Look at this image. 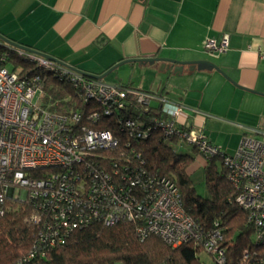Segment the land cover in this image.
Wrapping results in <instances>:
<instances>
[{"label":"built area","instance_id":"built-area-1","mask_svg":"<svg viewBox=\"0 0 264 264\" xmlns=\"http://www.w3.org/2000/svg\"><path fill=\"white\" fill-rule=\"evenodd\" d=\"M205 49L213 55L226 52L229 34L208 38ZM51 77L69 83L72 92L53 99ZM132 106L142 114L152 109L160 114L142 118L131 114ZM169 106L163 92L90 77L64 61L0 38V215L8 200L10 207L26 200L42 203V214L32 215L43 224L37 246L64 242L59 234L71 220L76 226L92 216L106 224L142 218L143 237L156 234L173 246L194 241L216 264H229L219 222L213 228L198 223L173 180L149 172L146 182H138L133 176L145 177L141 173L148 171L137 168L130 175L127 163L124 169L115 163L112 170L96 164L108 156L102 150L118 149L123 142L134 151L132 139L146 138L154 129L175 136L208 157H221L237 190L236 202L255 227L257 240H264V136L257 135L259 130L244 134L236 151L225 153L204 132L180 126L182 107ZM128 182L142 193L146 186L152 191L129 199L124 192ZM241 259L236 264H257L261 258L255 260L245 250Z\"/></svg>","mask_w":264,"mask_h":264},{"label":"crops","instance_id":"crops-1","mask_svg":"<svg viewBox=\"0 0 264 264\" xmlns=\"http://www.w3.org/2000/svg\"><path fill=\"white\" fill-rule=\"evenodd\" d=\"M226 33V52L205 49ZM0 34L94 74L140 56L211 60L221 70L128 62L111 83L165 93L181 125L225 152L264 136V0H0Z\"/></svg>","mask_w":264,"mask_h":264},{"label":"trees","instance_id":"trees-1","mask_svg":"<svg viewBox=\"0 0 264 264\" xmlns=\"http://www.w3.org/2000/svg\"><path fill=\"white\" fill-rule=\"evenodd\" d=\"M49 81L52 85L48 90L53 99L64 97L73 90L69 83L55 77ZM139 109L132 106L130 112L142 118L160 114L153 109L142 114ZM178 142L177 137H168L161 130L154 129L146 138L132 139L134 151L121 142L119 148L125 155H120L119 148L102 150L108 156L99 158L96 164L112 170L115 163L121 169L127 163L130 175L137 168L140 172L148 171L141 173L145 177L133 176L138 182H146L149 172L170 178L179 188L185 209L198 223L205 228H213L214 222H219L229 264L240 262L245 250H249L255 260L262 259L257 264H264V240L253 239V234L256 236L255 227L248 222L246 211L236 202L237 190L229 182L225 168L216 166L219 156L203 154L207 160L205 168L210 190V196L204 197L198 193L188 171L194 154L179 152L174 146ZM194 149L198 151L196 147ZM127 187L129 189L124 192L129 199L137 194L138 198H142L152 191L146 186L142 193L130 182L125 183V189ZM11 203L7 201L6 210L0 215V264H115L118 261L125 264H205L199 257L202 250L194 241L173 246L156 234L143 237L139 230L144 225L142 218H120L106 224L104 219L92 216L76 226H72L71 220L65 232L59 234L64 242L37 246L43 224L34 220L32 215L42 214V203L26 200L14 202V206L10 207ZM1 206L4 204L0 203Z\"/></svg>","mask_w":264,"mask_h":264},{"label":"rangeland","instance_id":"rangeland-1","mask_svg":"<svg viewBox=\"0 0 264 264\" xmlns=\"http://www.w3.org/2000/svg\"><path fill=\"white\" fill-rule=\"evenodd\" d=\"M61 60V59H59ZM62 61V60H61ZM124 66V65H123ZM10 67V66H9ZM120 71L122 72L123 67H119ZM118 74V69L113 70L110 74H108L105 79L109 82H114L117 80L116 75ZM92 77V76H90ZM102 80V79H101ZM104 126H108V124L103 123ZM103 126V125H102ZM103 126V127H104ZM181 142L176 143L174 146L179 150L181 153H193L194 154V160L191 162V164L188 166V171L192 177V180L194 181V185L196 186V189L199 194L203 195L204 197L210 196V190L207 185V174H206V168H205V160L206 157L202 155L200 152H193L192 146L188 145L186 143L180 144ZM216 166L217 168L221 169L223 166L221 157H218L216 159ZM253 239H256L255 234H253ZM200 260L205 264H216L213 257L207 253L206 251H200L199 252ZM115 264H125L122 261H118Z\"/></svg>","mask_w":264,"mask_h":264},{"label":"water","instance_id":"water-1","mask_svg":"<svg viewBox=\"0 0 264 264\" xmlns=\"http://www.w3.org/2000/svg\"><path fill=\"white\" fill-rule=\"evenodd\" d=\"M0 38L4 39L5 41H7L11 44H14V45H17V46H20V47H23V48H26L29 50L37 51L33 48H30V47L24 46L22 44H19L17 42H14L13 40L3 36L2 34H0ZM37 52L41 53L42 55L49 56L51 58H55V57L50 56L48 54H45L43 52H40V51H37ZM55 59L58 60V58H55ZM156 61H162L163 66H167L168 62L173 61L174 63H177V65L175 66V69H180V70L183 69V67L186 63L190 64L191 68H196V67L198 69L217 68V69L221 70L220 67L216 63H214L213 61L208 60V59L191 60V61L186 62V61L174 60V59H170V58H166V57H158L155 55L154 56H140V57H132V58L123 59V60L117 62L116 64H114L112 67H110L108 70H106L102 74H93V73L85 72V71H82L79 69L78 70L87 76H92V77L98 78V79H104L110 72H112L114 69H116L118 66H120L124 63H128V62H150V63H154Z\"/></svg>","mask_w":264,"mask_h":264}]
</instances>
